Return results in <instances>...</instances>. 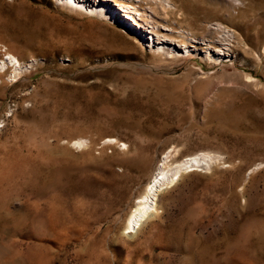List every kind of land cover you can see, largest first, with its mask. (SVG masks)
Listing matches in <instances>:
<instances>
[{
    "label": "rangeland",
    "instance_id": "rangeland-1",
    "mask_svg": "<svg viewBox=\"0 0 264 264\" xmlns=\"http://www.w3.org/2000/svg\"><path fill=\"white\" fill-rule=\"evenodd\" d=\"M120 1L0 0V264H264V0Z\"/></svg>",
    "mask_w": 264,
    "mask_h": 264
},
{
    "label": "bare ground",
    "instance_id": "bare-ground-1",
    "mask_svg": "<svg viewBox=\"0 0 264 264\" xmlns=\"http://www.w3.org/2000/svg\"><path fill=\"white\" fill-rule=\"evenodd\" d=\"M55 1L58 4L62 5L63 7H66L70 10H78V11H81V12H84L90 15L91 14L102 15L107 18H109L110 16L111 17L113 16L112 14L110 16L109 14H107L108 8L106 9L105 7H103V5H106V4L109 5L110 3H113L114 5H117L118 7H120L122 11L129 18H132V13H133V9L131 7L125 6L120 0H55ZM100 1H104L106 4L105 3L102 4ZM136 27L140 28V25ZM114 142H115V139H109L105 141L104 143L113 144ZM72 144H73V147L80 148V149L86 145L85 141H83L82 139L75 141ZM120 145L121 147L123 146L122 144ZM206 158H209V156L201 154V155L193 156L190 159H186L185 161H182V162L180 161V163L175 164L174 166H170L167 164L168 159L166 160V157L164 156L152 180L150 181L149 185H147L148 187L138 197L134 207L132 208L127 218L126 227H125L127 232L135 230L136 228H139L142 222L149 217L150 212H152L153 209H155L156 207V201H155L156 194L161 189H163V187L174 184V182L178 179V177L183 172L187 171L190 167L199 166V164L201 165L202 162L206 161Z\"/></svg>",
    "mask_w": 264,
    "mask_h": 264
}]
</instances>
